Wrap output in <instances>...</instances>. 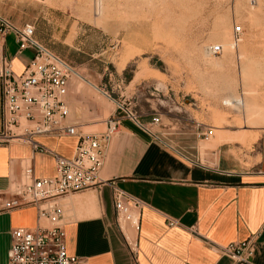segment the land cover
<instances>
[{"label": "crops", "instance_id": "crops-1", "mask_svg": "<svg viewBox=\"0 0 264 264\" xmlns=\"http://www.w3.org/2000/svg\"><path fill=\"white\" fill-rule=\"evenodd\" d=\"M13 26L20 28L22 24ZM71 28L72 23H64L58 30L48 28V40L41 37L38 28L34 36L42 44L51 41L52 46L59 45L53 49L58 53L79 52V31L71 37ZM2 56L11 62L13 75L19 76L33 53H19L15 37L8 33L0 36ZM106 70L92 74V86L115 109L116 104L126 105L122 92L126 87L103 79ZM114 92L120 95L111 99ZM119 114L107 119L103 133H96L108 131L107 122L112 116L119 121L114 132L101 142L103 164L97 174L100 186L53 200L62 212L60 225L67 255L82 264H234L220 257L214 247H226L257 235L250 264H264V132L249 153L239 155L241 164L227 158L225 148L211 152L213 162L209 164L200 160L205 151L199 153L198 141L191 135L161 139ZM137 118L141 127L148 128L147 115ZM35 140L65 159L72 157L76 145L72 138ZM28 162L35 179L55 177L51 156L33 154L25 144L0 141V264L7 263L12 230L33 229L36 224L32 207L3 209L11 199L12 185L19 181ZM111 184L141 204L137 229H129L133 233V253L116 227ZM167 220L178 227L168 229Z\"/></svg>", "mask_w": 264, "mask_h": 264}, {"label": "rangeland", "instance_id": "rangeland-1", "mask_svg": "<svg viewBox=\"0 0 264 264\" xmlns=\"http://www.w3.org/2000/svg\"><path fill=\"white\" fill-rule=\"evenodd\" d=\"M221 16L229 22L228 43L218 57H208L204 50L221 43L213 36ZM0 18L39 28L44 40L48 28L64 23H72L71 37L79 31V52L58 53L59 45L39 43L74 72L66 101L84 135L103 133L108 115L119 113L92 86V74L102 68L103 79L126 87L123 99L133 114L160 119L150 133L165 140L191 135L199 153L205 151L202 162L211 164V152L225 148L226 157L241 164L239 155L264 132V0L255 6L248 0H0ZM234 26L242 29L236 50L230 48Z\"/></svg>", "mask_w": 264, "mask_h": 264}, {"label": "built area", "instance_id": "built-area-1", "mask_svg": "<svg viewBox=\"0 0 264 264\" xmlns=\"http://www.w3.org/2000/svg\"><path fill=\"white\" fill-rule=\"evenodd\" d=\"M8 33L15 37L19 53L29 50L33 56L19 76L13 75L11 62L0 57V141L25 144L33 154L51 156L55 177L35 179L28 162L22 168L19 181L12 185L11 199L3 209L11 211L32 207L36 212V224L33 229L12 230L6 264H82L65 251L64 232L60 225L62 212L53 200L100 186L97 174L103 164L101 142L114 132L119 121L112 116L105 134L84 135L78 131L66 101L71 68L35 39L33 26L16 28L0 18V36ZM241 36L242 29L234 26L233 46L239 43ZM220 51V46L205 49L208 56H217ZM131 110L130 103L116 104L115 112L123 114L124 119L146 133L150 134L149 128L159 126L160 119L153 117L148 128L141 127ZM38 137L75 139L72 157L65 159L42 147L35 140ZM110 187L116 227L133 253L134 244L126 238L125 229L127 226L137 229L141 204L113 184ZM166 227L172 229L178 225L167 220ZM257 239L258 236L254 235L246 241L214 249L220 257L234 264H250Z\"/></svg>", "mask_w": 264, "mask_h": 264}, {"label": "bare ground", "instance_id": "bare-ground-1", "mask_svg": "<svg viewBox=\"0 0 264 264\" xmlns=\"http://www.w3.org/2000/svg\"><path fill=\"white\" fill-rule=\"evenodd\" d=\"M257 1H258V0H254V2L251 3V5H254V6H255L256 3H257ZM94 2H95V1H94ZM96 5H97V2H96ZM97 6H98V5H97ZM99 6H100V5H99ZM96 8H97V7H95V9H96ZM93 9H94V8H93ZM95 11H96V10H95ZM98 11H99V10H98ZM221 17H222V16H221ZM222 19H223V20H222ZM222 19H220V20L218 19V21L216 20L217 22L215 21L216 23H215L214 28H213V36L215 35L214 37L217 36V37H216L217 39H218V38L221 39V41H220V39H219V42H221V43H220V48H221V47L224 48L225 45L227 46L226 43H228V41L225 43V40H226V38H227V36H228V33H229L228 31H229V28H230V26H229V22H228L227 20H225V18H223V17H222ZM233 28H234V27H233ZM229 34H230V33H229ZM228 38H229V36H228ZM228 38H227V39H228ZM239 43H240V41H239ZM239 43H238V44H239ZM238 44H237L236 46H233L232 43H231V47H230V48H231L232 50H236ZM225 49H226V48H225ZM222 50H224V49L221 48V51H220V53H219L217 56H212V55H211V56H208V55L205 53V50H204V53H205V55L208 56V57H218V56L222 53ZM238 55H239V54H238ZM241 58H242V57H241ZM237 60L240 61V62H242L239 58H238ZM243 61H245V60H243ZM249 63H250V61H249ZM256 64H257V63H256ZM247 65H248V64H247ZM256 66H258V64H257ZM121 68H122V66L120 67V69H121ZM246 68L248 69L249 66L246 67ZM250 68H251V67H250ZM250 68H249V69H250ZM253 68H254V67H253ZM247 69H246V72H247ZM121 70H122V69H121ZM250 70H253V69L251 68ZM246 72H245V73H246ZM248 72H249V70H248ZM71 73H72V74H71L72 76H75L73 71H71ZM242 73H243V72H242ZM242 73H241V74H242ZM251 73H252V71H251ZM256 73H257V72H256ZM256 73H255V74H256ZM247 74H248V73H247ZM249 74H250V73H249ZM252 74L254 75V71H253ZM242 75L245 76L244 73H243ZM246 76H248V75H246ZM250 76H252V75H250ZM255 76H256V75H255ZM253 77H254V76H253ZM245 78H246V77H245ZM246 79L248 80V78H246ZM247 80H245V81H247ZM251 80H252V79H251ZM253 81H254V80L250 81V79H249L248 82H249V83L251 82L250 84H252ZM255 84H256V83H255ZM250 86H251V85H250ZM251 89H253V88H251ZM228 90H229V88H228ZM224 91H225V90H224ZM248 91H251V90H248ZM251 93H252V91H251ZM253 93H254V92H253ZM253 93H252V94H253ZM231 94H232V93H231ZM254 95H255V93L253 94V96H254ZM233 97H234V96H233ZM233 97H231V98L233 99ZM242 100H243V99H242ZM249 101H251V100H249ZM242 102H243V101H242ZM242 102H240L239 100L237 101L236 99H235V101H230V100H228L227 98H226V100H225V103H227L228 105H231V106H236V105H237V106H238V105L242 106ZM244 102H245V101H244ZM245 103H246V102H245ZM245 103H243V105H244ZM246 105H248V103H247ZM250 105L252 106V104H250ZM250 105H249V106H250ZM240 106H239V107H240ZM254 106H255V105H254ZM244 107H245V106H244ZM244 107H243V109H244ZM234 108H235V107H234ZM247 108H248V106H247ZM249 109H250V107H249ZM249 109H247V110H249ZM253 110H254V109H253ZM253 110L251 109V110H249V111L252 113V112H254ZM255 111H256V110H255ZM260 111H261V110H260ZM244 112H245L244 114H246V111H245V110H244ZM263 112H264V111H263ZM114 113H115V111H114ZM246 115H248V114H246ZM251 115H252V116H255V114H254V115H253V114H250V115H248V116L251 117ZM262 115H263V114H262ZM258 116H261V115H258ZM108 117H110V116L108 115ZM244 117H245V116H244ZM255 117H257V115H256ZM253 118H254V117H252L251 119H253ZM260 118H261V117H259L258 119H260ZM263 118H264V116H263ZM263 118H261V119L263 120ZM107 119H108V118H107ZM251 119H249V120H251ZM258 119H257V120H258ZM262 120H261V121H262ZM255 121H256V120H255ZM256 122H258V121H256ZM259 122H260V121H259ZM251 123H252V122H250V124H251ZM246 124H247V122H246ZM125 236H126V238L128 239L129 242L132 241V236H133L132 231L125 230Z\"/></svg>", "mask_w": 264, "mask_h": 264}]
</instances>
